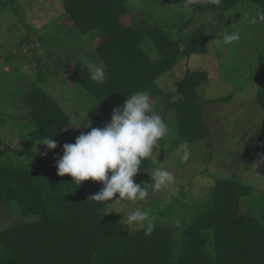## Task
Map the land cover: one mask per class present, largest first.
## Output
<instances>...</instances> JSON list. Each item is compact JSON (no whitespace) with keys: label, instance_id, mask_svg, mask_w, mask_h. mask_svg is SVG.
<instances>
[{"label":"trees","instance_id":"1","mask_svg":"<svg viewBox=\"0 0 264 264\" xmlns=\"http://www.w3.org/2000/svg\"><path fill=\"white\" fill-rule=\"evenodd\" d=\"M245 1L264 13V0H208L198 9L226 11ZM62 6L65 17L82 34L95 31L102 37L94 57H75L69 76L83 99L90 100L87 120L94 128H103L111 121L113 109L140 90L161 100L166 112L173 113L178 146L211 136L198 91L208 80L207 72L188 70L175 83L174 93L157 83L179 62L208 51L204 28L174 39L159 23L125 25L122 18L130 13L129 0H62ZM149 42L158 52L155 58L149 53ZM86 58L103 65L104 83L90 79ZM38 80L25 92L32 123L27 137L38 144L51 136L57 148L44 151L46 156L32 149L14 152L0 140V220L20 217L0 233V264H264V212L262 218L242 212V201L252 195L253 188L239 180L216 179L206 194L197 197L181 194L174 202L178 206H169L164 214L181 219L182 228L157 222L160 211L155 207L160 201H151L145 210L155 218V228L146 236L143 229L125 226L109 204L89 200L101 190L102 182L87 180L77 188L70 175L59 176L56 161L63 155V145L74 144L80 134L70 131L73 119ZM232 99L231 95L219 98ZM256 100L264 110V85ZM254 159H264V154ZM153 165L152 158L143 160L134 182L148 184Z\"/></svg>","mask_w":264,"mask_h":264},{"label":"rangeland","instance_id":"2","mask_svg":"<svg viewBox=\"0 0 264 264\" xmlns=\"http://www.w3.org/2000/svg\"><path fill=\"white\" fill-rule=\"evenodd\" d=\"M207 2L129 0L130 13L122 18L125 25L134 22L137 25L159 23L174 39L204 28L209 38L208 51L179 62L172 71L158 78L157 83L174 93L175 83L188 70L207 72L208 80L198 91L211 136L206 140L187 143L190 158L181 160L183 149L176 144V119L172 112H166L161 100L152 99L153 110L164 118L169 131L159 145L156 160L152 158L154 165L148 184L157 167L170 171L175 177V184L160 191H154L148 185L149 195L144 201H126L116 205V210L121 212L117 214L122 220L124 214L131 213L137 207L145 210L148 203L158 200L160 204L155 207L160 211L156 216L157 222L164 226L177 224L182 228L184 223L181 219L164 214L166 208L177 207L178 204L174 202L183 193L196 197L200 193L206 194L216 179L239 180L252 187V195L242 201V212L262 218L264 159L254 158L264 154V110L256 100L259 88L264 85V21L258 20L260 9L252 2H241L219 12L198 9L199 4ZM253 18L255 23L250 22ZM232 31L239 33L238 41L229 44L214 41L225 32ZM93 33L95 31L82 34L74 27L73 22L65 17L62 0H0V140L9 144L14 152L48 150L45 145L33 143L27 137L32 131V123L25 92L32 82H37L39 74L43 76L42 80H38L41 88L71 116L72 126L88 121L90 100L83 99L81 90L70 82L69 76L76 56H95V49L102 37ZM147 45L151 48L150 55L157 57L155 45L150 42ZM40 68L48 71L50 76H44L46 73ZM230 95L233 97L231 102L219 100ZM94 126L91 123L89 128L69 129L73 134H81ZM18 221L20 217L16 216L6 222L0 220V233Z\"/></svg>","mask_w":264,"mask_h":264},{"label":"clouds","instance_id":"3","mask_svg":"<svg viewBox=\"0 0 264 264\" xmlns=\"http://www.w3.org/2000/svg\"><path fill=\"white\" fill-rule=\"evenodd\" d=\"M257 15L260 20H264V13ZM250 22L255 23V18ZM239 39V33L232 31L225 32L214 41L218 44H229ZM84 64L92 81L98 84L105 82L107 76L103 66L87 58ZM151 99L149 92L135 91L128 95L122 106L113 109L111 121L103 128H91L77 136L74 144L65 143L63 155L56 161L57 174L70 175L77 188L81 182L87 180L102 182L101 190L89 200L101 205L107 203L116 213H121L116 210V205L126 201H144L149 195L146 187L148 185L154 191L171 188L175 184L174 175L159 167L153 171L150 184H137L133 179L141 171L143 160H156L159 145L169 131L164 118L153 110ZM71 127L89 128L91 122H80ZM39 144L45 145L48 150L57 148V142L51 136L43 138ZM181 148L183 152L180 159L189 160L190 150L187 143L182 144ZM42 155L46 156L47 152ZM117 193L118 198L113 199ZM154 219L149 211L137 207L131 213L124 214L123 221L129 229L139 227L149 236L155 228Z\"/></svg>","mask_w":264,"mask_h":264}]
</instances>
